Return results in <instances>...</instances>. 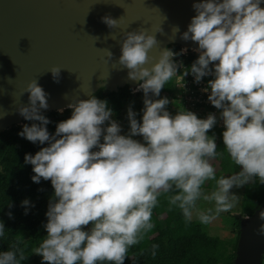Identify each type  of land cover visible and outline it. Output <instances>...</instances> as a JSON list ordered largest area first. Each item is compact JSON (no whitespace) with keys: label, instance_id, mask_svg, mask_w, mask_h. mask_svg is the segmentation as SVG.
<instances>
[{"label":"clouds","instance_id":"9594fccd","mask_svg":"<svg viewBox=\"0 0 264 264\" xmlns=\"http://www.w3.org/2000/svg\"><path fill=\"white\" fill-rule=\"evenodd\" d=\"M193 8L196 14L181 33L182 39L198 44L199 55L190 66L174 60L180 53L167 47L148 66L149 50L158 43L155 35L145 29L123 34L119 63L129 69V79L139 81L133 91L143 92L140 118L131 106L127 109V133L113 119L108 101L90 95L70 102L71 115L50 134L49 118L40 112L48 107V94L35 79L27 84L29 104L18 110L39 123L23 124L18 135L47 143L35 154L25 153L24 160L32 165L33 182L50 180L54 190L45 213L46 234L34 251L42 261L123 264L128 248L153 227L152 210L162 192H174L169 203L186 221L207 224L231 209L234 186L253 177L264 183V7L261 0H198ZM102 19L110 27L117 22L108 15ZM178 63L183 78L191 74L199 82L212 77L202 90L220 110L223 145L240 166L238 172L217 178L209 162L218 155L215 133L209 135L216 113L199 117L184 108L172 114L165 107L169 98L160 96L161 89ZM50 71L58 81L60 67L53 65ZM209 180L216 187L206 192L202 186ZM201 199L214 207L200 209ZM29 204L28 198L21 201L25 212ZM259 216L264 220V209ZM4 227L0 223V236ZM259 230L264 234V224ZM157 247L152 245V255ZM24 259L22 251H0V264Z\"/></svg>","mask_w":264,"mask_h":264},{"label":"water","instance_id":"95a60500","mask_svg":"<svg viewBox=\"0 0 264 264\" xmlns=\"http://www.w3.org/2000/svg\"><path fill=\"white\" fill-rule=\"evenodd\" d=\"M196 2L0 0V133L26 120L18 109L29 104L25 89L34 79L48 94V107L40 112H62L58 109L88 99L100 88L118 92L128 86L132 93L141 92L133 91L139 81L129 79V69L119 63L123 34L145 29L155 35L158 43L149 50L148 66L162 48L171 45L198 53L197 42L181 38L196 14ZM105 15L116 19V25L108 26L102 19ZM179 53L173 59L184 63ZM53 65L60 67L58 81L50 71ZM262 209L264 201L252 215H238L239 237L233 264H262Z\"/></svg>","mask_w":264,"mask_h":264},{"label":"trees","instance_id":"16d2710c","mask_svg":"<svg viewBox=\"0 0 264 264\" xmlns=\"http://www.w3.org/2000/svg\"><path fill=\"white\" fill-rule=\"evenodd\" d=\"M169 48L176 52H180L181 49L177 45H171ZM182 59L185 63L189 61L185 55ZM171 84L170 79L161 89L160 96L169 98V103L165 107L170 113L175 114V105L168 95ZM92 95L106 99L109 107L114 110V115H117L124 104L135 95L138 99L135 104L137 119L142 114L140 111L143 108L142 91L133 94L131 89L125 86L118 92H107L100 88ZM41 113L49 118L50 123L47 128L51 134L55 131L57 122L71 115V109ZM34 122L39 123V121L25 120L23 124ZM22 125H13L0 133V223L5 226L4 234L0 236V251H22L25 259L21 264H48L47 261L35 256L34 251L46 234L43 224L47 220L45 213L54 190L50 180L41 178L39 183L33 182L32 165L25 163L24 160L25 153L35 154L47 142L41 145L18 135ZM222 131L216 126L209 130V135L215 133L216 136L218 155L211 164L217 178L240 170V166L231 160L224 148ZM204 185L209 190H214L216 187L213 180L206 181ZM173 194L174 192L171 191L162 192L158 196V203L152 210L153 227L143 233L138 243L128 248L123 264H233L239 237L240 217L236 214L232 215L233 224L236 226V239L232 243L226 242L219 237L210 236L201 223L194 220L186 221L182 211L169 203V197ZM24 198L30 200L27 212L25 206L21 205ZM263 201L264 183H260L256 177L250 178L248 183L243 185L242 215H252ZM166 219L171 221L168 230L164 228L163 223ZM154 244L158 247L155 249V255H152ZM263 262L264 255L262 264ZM100 264H112V262L104 261Z\"/></svg>","mask_w":264,"mask_h":264},{"label":"built area","instance_id":"2783aa9c","mask_svg":"<svg viewBox=\"0 0 264 264\" xmlns=\"http://www.w3.org/2000/svg\"><path fill=\"white\" fill-rule=\"evenodd\" d=\"M188 50L181 52L183 56H187L188 63H183V66H190L197 58L199 53ZM183 58V57H182ZM181 58V59H182ZM183 60V59H182ZM184 61V60H183ZM183 67H178V71L171 78V90L168 93L170 100L175 105V113L178 109H188L195 112L199 117H206L209 112L217 114L216 128L223 130V122L219 118V109H216L207 99L208 92L202 89L206 87L207 81L211 76H205L199 82H195L191 74L183 78Z\"/></svg>","mask_w":264,"mask_h":264},{"label":"rangeland","instance_id":"374dc122","mask_svg":"<svg viewBox=\"0 0 264 264\" xmlns=\"http://www.w3.org/2000/svg\"><path fill=\"white\" fill-rule=\"evenodd\" d=\"M182 49V48H181ZM188 51V50H187ZM180 60V59H179ZM178 62V60H176ZM135 94V93H133ZM137 96L133 95L131 99L124 104L123 108L120 110L117 115H113V119L117 120L122 126V133H127L129 129V124L127 120V109L131 106L136 111V103H137ZM137 112V111H136ZM136 139H142L140 136L134 137ZM214 161V158H210V163ZM204 191L211 192L212 190L207 189L206 185L203 186ZM231 192L236 194V199L233 202V205L230 210L222 211L219 214H216L214 218L207 224L199 222L197 219L193 218L194 221L201 223L204 227V230L213 237H219L222 240L232 243L236 239V226L233 224L234 220L232 218L233 214L242 215L241 210V201H242V192H243V185L240 187L234 186ZM197 205L200 209H207L209 207H214V202L204 201L203 199L197 201ZM167 230L171 226L170 219H166L163 221ZM35 256L41 258L39 254L35 253ZM264 264V262H263Z\"/></svg>","mask_w":264,"mask_h":264}]
</instances>
